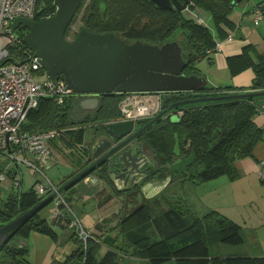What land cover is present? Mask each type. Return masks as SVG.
I'll use <instances>...</instances> for the list:
<instances>
[{"label": "trees", "instance_id": "16d2710c", "mask_svg": "<svg viewBox=\"0 0 264 264\" xmlns=\"http://www.w3.org/2000/svg\"><path fill=\"white\" fill-rule=\"evenodd\" d=\"M42 1L38 0V8ZM44 1L47 6L37 12L35 20L49 17L57 11L54 0ZM235 5L234 0H189L185 9L178 10L177 7L162 8L151 0H83L77 15L83 12L82 27L96 33L114 32L129 43L142 40L163 44L177 40L187 61L186 73L202 75L196 64L209 56L208 50H217L218 42L214 32L219 38H226L233 31L229 16ZM196 9L202 10L208 17L202 16V12L194 19L185 16L186 11ZM22 31L20 28V37L9 46L5 63L26 62L34 54L24 43ZM70 31L68 28L66 36ZM258 60L255 66L256 79L251 87V90L257 91L241 92L230 87L213 88L206 84L199 91L166 93L162 109L178 101L197 97L264 92V53L258 54ZM122 96L116 94L103 98L98 111L78 121L72 116L74 101L78 102L76 94L66 97L63 103H58L53 97H42L38 107L29 111L23 129L31 133L53 129L60 131L58 140L64 138L72 153L78 150L84 156L89 155L90 160L83 170L94 162L92 146L103 134L105 125L120 121L119 104ZM259 98L186 104L170 110L184 111L180 121L172 122L169 111L166 117L144 131L139 138L156 161L159 175L169 171L173 163L190 156L195 150V162L189 167L194 168L190 174L191 180L205 182L223 175L234 178L236 162L250 157L256 143L264 140V127L254 122L255 115L262 110ZM149 120L141 121L140 127ZM175 173L170 172L172 177ZM92 174L108 181L116 189L108 179L107 169L96 168L93 173L81 177L74 186L64 191L70 204L71 199L66 192ZM69 180L61 181L59 186ZM141 186H136L128 193L137 194ZM20 189V186H14L4 206L0 207V225L13 221L47 197L39 196L32 187L26 193ZM187 209L179 206L164 208L161 216H157L153 208L142 203L114 228L118 230L115 237L97 236L92 232L93 237L86 244L69 228L71 216L66 215L61 226L68 229L65 233L67 241L73 242L76 248L65 260H54L52 264H124V257L128 256L146 259L147 264H264V256H224L214 251L222 245L242 246L245 243L242 226L214 209L202 215L191 208ZM39 213H34L14 229L15 234L0 248V264H31L27 243L32 232L48 235L58 241L59 232L46 219H42ZM151 226L154 229L149 232L147 228ZM120 235L123 237L121 243Z\"/></svg>", "mask_w": 264, "mask_h": 264}, {"label": "water", "instance_id": "95a60500", "mask_svg": "<svg viewBox=\"0 0 264 264\" xmlns=\"http://www.w3.org/2000/svg\"><path fill=\"white\" fill-rule=\"evenodd\" d=\"M83 0H54L57 11L46 18L31 20L15 18L11 27L14 37H20L18 30H24L22 38L29 49L40 58V62L51 79H63L79 100L83 111L99 107L100 96L132 92H189L199 91L206 86V77L187 74V61L183 48L177 40L163 44H153L136 40L126 42L114 32L96 33L82 27L74 40L66 38ZM165 9H171L170 0H151ZM178 10L189 3L173 0ZM254 0H234L236 4ZM264 2V0H261ZM173 39V38H171ZM88 95V97H86ZM264 97V92L240 93L231 96L197 97L178 101L162 109L155 117L140 127L131 120L115 121L105 125L104 132L92 146L94 162L80 171L63 186L60 192L67 191L77 181L102 165L107 166L108 179L117 191L125 193L141 184L140 191L147 199L160 194L172 181L170 172H181L189 168L196 159L195 150L188 157L173 163L167 172H162V180H149L157 173V163L146 152L145 145L137 142L140 135L166 117L170 110L198 102H210L234 98ZM173 115H169L172 118ZM180 121V117L174 121ZM151 163V165H150ZM150 167L152 169L150 170ZM99 179V178H97ZM129 187H126L128 186ZM56 196L52 193L38 205L14 219L0 225V248L15 234L23 221L47 207Z\"/></svg>", "mask_w": 264, "mask_h": 264}, {"label": "crops", "instance_id": "0c3cea01", "mask_svg": "<svg viewBox=\"0 0 264 264\" xmlns=\"http://www.w3.org/2000/svg\"><path fill=\"white\" fill-rule=\"evenodd\" d=\"M246 1L236 4L229 16L233 25L234 34L232 39L219 38L217 50H214L206 58L198 62V69L206 77L207 85L213 88H234L236 91L252 92L251 90L256 79L255 66L259 63L258 54L264 53V18L258 25L254 24V8L261 6L255 2L251 12L244 6ZM249 13V14H248ZM262 105V110L254 117V122L259 127H264V97L258 99ZM121 121V119H120ZM88 136V135H87ZM64 138L57 140L53 148L54 164H60L66 168V172L53 180L60 185L61 181L69 180L77 175L82 168L89 162L90 157H77L71 152L66 145ZM151 155V153L148 151ZM69 158H68V157ZM152 156V155H151ZM61 160V163H60ZM264 161V140H260L254 146L252 155L248 158L236 162V176L230 177L223 175L215 179L206 181V184H218L214 186L213 194H221L226 191L231 201H220L221 204L205 203L200 207L201 210L195 211L199 215L214 209L221 214L229 217L242 226L247 241L242 246H255L256 252H249L252 255L264 256V182L259 175V165ZM92 164V163H91ZM3 168L0 162V170ZM22 187L24 191V175L22 168ZM98 175H91L79 182L71 191L66 192L70 197L71 204L75 208L79 205L81 221L83 217L87 224L97 236L115 237L118 230L114 229L120 221L128 216L137 206L142 204V198H146L140 191L137 194L121 193L117 191L112 184L104 179H97ZM208 186V185H207ZM14 185L4 186L0 192V207L4 206L6 195H10ZM207 193L206 195H211ZM7 197V198H8ZM141 198V200H140ZM91 203V211H88L87 204ZM226 203V204H225ZM220 205H224L227 210H221ZM96 209V210H95ZM51 206H47L39 213L42 219H46L59 232L58 241L53 240L50 236L32 232L29 236L27 246L30 250L31 264H52L54 260H65L67 256L76 248L73 242L67 241L65 233L68 229L62 228L52 217ZM96 221V222H95ZM83 222V221H82ZM95 223V224H94ZM123 237L119 238V243ZM252 242L254 245H252ZM118 243V244H119ZM240 246V250L243 247ZM236 252L229 255L238 254L240 250L236 246ZM239 251V252H238ZM254 251V250H253ZM124 257V256H123ZM124 264H147L146 259L141 257H124ZM170 264V263H167ZM172 264V263H171Z\"/></svg>", "mask_w": 264, "mask_h": 264}, {"label": "built area", "instance_id": "2783aa9c", "mask_svg": "<svg viewBox=\"0 0 264 264\" xmlns=\"http://www.w3.org/2000/svg\"><path fill=\"white\" fill-rule=\"evenodd\" d=\"M37 12L38 0H0V156L10 159V163L2 165L3 169L0 170V192L8 178L15 187H22L19 167H27L35 177L32 188L36 194L48 196L56 193L49 204L53 219L62 225L65 216L70 215L69 228L86 244L93 237L92 231L84 228L64 192L59 191L60 186L47 175V170L55 160L54 141L58 140L61 132L53 129L31 133L23 129L29 111L38 107L42 97H53L58 103H63L66 97L76 93L68 88L63 79L52 80L35 54L30 55L26 62L5 63L9 46L18 39L14 37L12 21L17 17L35 20ZM263 18L262 7H255L254 24L258 25ZM69 28L71 31L66 38L72 41L75 38L71 36H77L78 30L73 24ZM23 32L24 30L22 34ZM233 37L234 34L229 32L227 38ZM211 52L212 50H208V53ZM165 94L166 92L123 94L119 104L121 121L131 120L137 125L141 121L152 119L162 110ZM170 113L169 115H173L174 112ZM183 114L182 110L177 112L179 117ZM259 175L264 182V161L259 165Z\"/></svg>", "mask_w": 264, "mask_h": 264}, {"label": "rangeland", "instance_id": "374dc122", "mask_svg": "<svg viewBox=\"0 0 264 264\" xmlns=\"http://www.w3.org/2000/svg\"><path fill=\"white\" fill-rule=\"evenodd\" d=\"M255 2H259L262 9L264 10V2L261 0L244 2L245 3L244 6H247L249 8V12H251L252 7L254 6ZM46 6H47V3H45V1L43 0L40 4V8H38V11H42L43 8H45ZM201 12L204 14V12L200 9H196L195 11H192V12L186 11L184 14H185V16L192 17L194 19V18H196V15H199V13H201ZM82 14H83V12L79 13V15H77V18L76 19L74 18L75 21L73 22V26L76 27L75 29H77L78 32L80 31V29L83 26ZM202 16H205L206 18L208 17L207 14L206 15L204 14ZM75 37H74V34L71 36V38H73V39ZM196 65H198V62ZM88 114L93 115L94 112L88 113V112H84V111L80 110V108L78 106V102L74 101L72 116H73L75 121L82 120ZM177 118H178L177 112L174 111L173 116L171 118V121L174 122ZM176 152L178 153L179 151L177 150ZM73 154L77 155V157L83 156L82 152H79L78 150H73ZM4 159H5V163L3 162ZM0 162H3L2 165L5 166L8 163H10V159H6L4 156H0ZM60 163H61V160H60ZM19 168L20 169L22 168L23 175H24V183H23L24 191L23 192H25V193L29 192L32 185L35 182V177L31 175V173L29 172L27 167L20 166ZM65 172H66L65 167L61 166L60 164H57V163L54 164L53 163L51 168H49L47 170V175L51 180H57L58 176H60L61 174H64ZM193 172H194V168H189V169H186V170L181 171V172H176L172 177L171 183L160 194H158L157 196H155L154 198H151V199L142 198V202L144 204H148L151 208H153L155 215L161 216V214L163 213L162 209H164V208L170 209L172 207L177 208L179 206L180 208L185 209V210H188L187 208H191L194 211H198V210H201L200 207H202V205H204L205 203H211V204L216 205V204H221L220 201H222V200H225L226 203H227V200L231 201V198L227 195L226 191L221 190V194H213L212 193L213 190L218 191V190L214 189V186L215 187L218 186V184H215V182L213 184H206L207 183L206 181L205 182H197L196 180H194V181L191 180L190 174H192ZM11 182H12L11 179L8 178V180H6V182L3 183V187L5 185L10 186ZM207 193L208 194L212 193V194L206 195ZM7 197H8V195H6L4 200H6ZM140 200H141V198H140ZM87 208H88L89 212H92L91 211V203L87 204ZM219 208L223 211L227 210L226 207H224V205H220ZM75 209H76L77 213L80 214V211H81L80 209H83V206L79 205V208H75ZM84 217L82 220L83 226H85L86 228L94 226V225L89 226ZM151 227L152 228H150V227L147 228V230L149 232L152 231V229H154L153 228L154 226H151ZM86 230H88V229H86ZM88 231H92V230L89 229ZM245 241H247L246 238H245ZM252 245H254L253 242H252ZM240 246L238 247V250H240ZM242 247H243V249L240 250V252L238 251L239 252L238 254L242 253L243 255L258 256V255H252L249 253V252H256L258 250L257 247H255V246H245V247L242 246ZM214 251H218L220 255L225 256V255L235 253L236 248L231 247V246H227V245H222L221 247L215 248Z\"/></svg>", "mask_w": 264, "mask_h": 264}, {"label": "flooded vegetation", "instance_id": "af4514ba", "mask_svg": "<svg viewBox=\"0 0 264 264\" xmlns=\"http://www.w3.org/2000/svg\"><path fill=\"white\" fill-rule=\"evenodd\" d=\"M181 3V5L184 3V1L185 0H179ZM170 2H171V5H172V8H176L177 6H176V4L174 3V1L173 0H170ZM86 97H88V95L86 96ZM105 97H107V96H100L99 97V100H100V104H99V107L97 108V109H95V110H92V111H87V112H96V111H98L100 108H101V106H102V99L103 98H105ZM76 98H77V100H78V103H79V100L82 98V97H80V96H77L76 95ZM136 141L137 142H141V140H140V138H138V139H136ZM147 150V149H146ZM147 152V151H146ZM148 153V152H147ZM148 155L150 156V158L152 159V160H154V158H153V156H151L149 153H148ZM150 165H151V163H150ZM100 169H107V166H104V165H102V166H100L99 167ZM152 169V167H150V170ZM156 179H159V180H162L163 179V177L161 176V175H159V172L157 171V173L154 175V176H152V177H150V179L149 180H156ZM141 186V184H138L137 186ZM126 187H129V185L128 186H126ZM132 190H134V189H131V190H129V191H132ZM129 191H127V192H129Z\"/></svg>", "mask_w": 264, "mask_h": 264}, {"label": "clouds", "instance_id": "9594fccd", "mask_svg": "<svg viewBox=\"0 0 264 264\" xmlns=\"http://www.w3.org/2000/svg\"><path fill=\"white\" fill-rule=\"evenodd\" d=\"M151 120V119H150ZM139 124V123H138Z\"/></svg>", "mask_w": 264, "mask_h": 264}]
</instances>
